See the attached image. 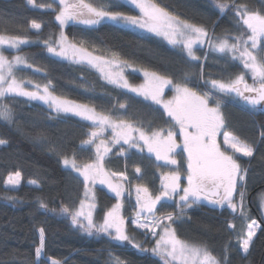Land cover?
I'll list each match as a JSON object with an SVG mask.
<instances>
[{"label": "trees", "instance_id": "trees-1", "mask_svg": "<svg viewBox=\"0 0 264 264\" xmlns=\"http://www.w3.org/2000/svg\"><path fill=\"white\" fill-rule=\"evenodd\" d=\"M34 2L51 7H31L27 0H0V34L29 40L15 50V55L25 56L32 68L17 66L14 69L16 76L40 85L50 80L56 95L87 104L113 118L128 120L145 131L161 127L167 129L172 127L173 122L161 107L109 84L95 68L51 55L43 41L50 37L56 41L63 31L72 43L87 48L95 55L112 57V52H116L132 67L157 71L174 83L185 82L184 75L188 73L189 87L201 93L207 86L210 87L205 81H228L245 72L240 61H232L227 54L199 48L196 53L201 59L193 61L185 52L173 48L161 38L108 21L98 25L70 21L61 29L55 19L60 8L59 0ZM91 2L104 6L119 4L111 10L131 16L140 15L120 0ZM155 2L181 19L203 26L209 35L215 37L232 38L244 30L235 14L236 6L246 5L249 10L264 12V0H220L229 5L223 12L217 7L216 0ZM33 21L41 25L40 30L31 29ZM204 54L207 60H203ZM128 75L135 83L141 81L138 74L129 72ZM169 93L171 90L164 94ZM213 98L221 101V112L226 121L223 131L233 133L254 150L252 157H238L242 169L246 171L237 196L242 190L248 218H257L260 222L249 251L245 255L240 253L239 245L233 240L231 229H228V222L236 215L225 207L197 203L185 208L180 216L177 204L170 202L158 212L180 216L173 223L177 236L191 243L206 245L221 264H264V220L256 203V195L264 191V114L245 106L234 95L221 97L218 93L217 98ZM0 103L8 104L14 114L13 122L0 120V139L7 141L5 145H0V264H50L52 259L59 260L61 264H115L117 257L126 264H162L161 259L151 251L153 240L149 241L133 227L128 229L129 236L141 248L128 241H116L103 233L88 235L72 225L69 216L60 213L63 205L75 210L81 202L84 182L71 169L63 166L62 158L75 155L78 163L92 160V148L82 145L93 130L91 124L57 114L45 104L20 96L9 95ZM120 103H125L126 108L120 109ZM174 131L178 133V126ZM177 140L181 141L179 135ZM121 148L124 149L123 154ZM108 153L103 162L106 172H124L134 179L135 169L139 167L148 188L157 193L160 181L158 170L164 171L165 167L156 163L152 156L126 146L112 147ZM176 156L179 168L183 170L184 162L181 161L186 153L177 150ZM16 171L21 173V184L16 189L4 187L6 178ZM32 180L37 184H29ZM94 192L98 202L95 219L102 221L104 212L115 203L116 198L98 186ZM9 196L16 199L9 200ZM41 200L47 204V209L40 207ZM40 228L45 230V247L41 257L37 258L35 249L39 245Z\"/></svg>", "mask_w": 264, "mask_h": 264}, {"label": "snow or ice", "instance_id": "snow-or-ice-1", "mask_svg": "<svg viewBox=\"0 0 264 264\" xmlns=\"http://www.w3.org/2000/svg\"><path fill=\"white\" fill-rule=\"evenodd\" d=\"M125 2L139 9L140 15L131 16L121 11L111 10L114 7H119V4L104 6L95 5L91 0H59L60 8L55 19L59 22L61 29L70 21L85 25H98L102 21H108L115 25H129L146 29L162 36L169 44L182 47L193 61L201 59L195 54L194 47L207 43L213 51L229 55L232 61L239 60L245 72L236 75L234 79L227 82L216 79L205 81L210 85L212 91L201 93L196 88L189 87L188 73L184 75L185 82L174 83L171 78L157 71L141 69L145 82L134 86L129 83L123 71L124 68L131 67V64L127 60L121 59L116 52H112L111 59H106L102 55H94L87 48L69 42L63 31L60 32L58 40L52 41L50 37L43 41L47 52L53 56L70 59L74 63H86L100 71L109 84L115 85L117 88L128 89L138 96H143L145 100L162 105L165 113L173 122L172 127L145 131L143 127H137L128 120L113 118L110 114L97 112L94 107L87 104L56 95L50 80L44 85L33 84L29 80L27 84L32 85V90H29V87H26V82L16 77L14 69L21 65L32 68V65L22 55H15L9 59L3 50L4 46L10 49H19L22 44L29 43V40L20 36L0 34V101L9 95L26 97L29 100L42 101L57 114L71 113L92 122L94 130L89 133L88 139L82 141V145H95L96 160L78 163L75 155L71 158L67 156L62 158L66 167H71L83 176L86 197L91 193V189L88 187L89 181L93 184L97 181L100 184H107L117 198L121 197L124 192L123 185L113 183L111 177L127 180V176L124 172L109 174L105 171L102 161L110 148L104 140L96 143V140L103 135L106 129H111L113 143L123 141V144L128 145L129 148H137L141 152L146 147L148 153L154 154L157 161L176 165L175 171L162 173L161 190L157 195L153 196L148 187L142 184L136 185L138 210L132 223L137 228L150 231L153 237L159 236L151 251L161 259L162 264H221V261L206 245L180 239L172 224L180 219L185 208L192 207L202 199L221 207L227 205L233 213L237 211L238 205L233 202V194L237 190L238 181L244 179L246 170L241 168L236 154L252 157L254 150L233 133L222 131L226 128V121L221 112V101L217 99L215 106H211L210 100L212 92H219L224 95H234L252 107L264 105V12L249 10L246 5L236 6L235 14L244 30L239 35L233 36L231 42L227 36L216 42L209 37L208 31L203 26L181 19L169 12L167 8L161 7L155 0H125ZM216 2L221 12L229 7L228 4L221 3L220 0H216ZM27 4L32 7H51L50 5H36L34 0H27ZM31 28L40 30L41 25L33 21ZM204 59L207 60V56ZM249 74L252 80L251 84L245 78ZM202 76L203 66H201ZM169 85L174 89L175 95L171 99L164 100L162 98L164 89ZM119 108L125 109L126 104L120 103ZM0 120L13 122L14 114L8 104L0 103ZM177 126L178 133L174 131ZM178 135L181 137L180 142L177 140ZM220 135L223 136L225 147H222L218 142L217 138ZM141 142L143 143L141 144ZM6 143V140L0 139V145ZM178 149L186 153V185L181 184V171L175 158ZM123 153L124 149L121 148V154ZM135 171L140 173L141 169L137 167ZM20 180L21 173L16 171L8 176L5 183L15 186L20 184ZM29 183L35 185L37 181L32 180ZM174 196L179 197L177 207L180 209V216L174 217L172 213H168L157 217V205L173 199ZM7 198L9 200L16 199L11 196ZM243 198L244 193L240 192L241 217L246 215ZM261 206L264 207V202ZM40 207L47 209L48 206L41 200ZM95 207V203H89L88 210L85 211V201L82 200L79 208L75 210L63 205L59 211L61 214L69 216L72 225L78 226L88 235L103 233L116 241L133 243L132 238L126 232L125 219L120 213L123 207L121 203L118 202L108 210L101 223H97L93 218ZM52 211H56V209H52ZM142 214H148L151 219L141 221ZM228 227L231 229L234 228V225L229 223ZM246 227V236L242 234L239 237L240 247L245 254L248 253L255 235L256 222L251 221ZM156 228H160L161 233H157ZM39 237V245L35 249L37 258L41 257L45 247V230L43 228L39 229ZM133 246L141 248L139 244L133 243ZM50 264H61V262L52 259ZM115 264H126V262L117 257Z\"/></svg>", "mask_w": 264, "mask_h": 264}, {"label": "rangeland", "instance_id": "rangeland-1", "mask_svg": "<svg viewBox=\"0 0 264 264\" xmlns=\"http://www.w3.org/2000/svg\"><path fill=\"white\" fill-rule=\"evenodd\" d=\"M120 1H122V2H124V3H126L125 2V0H120ZM126 4H128V3H126ZM129 6H131V7H133L138 13H139V9H136L135 8V6L134 5H130V4H128ZM30 6V5H29ZM32 7V6H31ZM140 14V13H139ZM120 26H122V27H125V28H128V29H131V30H133V31H135V32H138V33H141V34H147V35H153V36H156V37H158V38H161L162 39V41H165L166 43H168V41L166 40V39H164L162 36H158V35H156L155 33H152V32H149V31H147L146 29H140V28H138V27H134V26H129V25H120ZM31 27V26H30ZM65 27V26H64ZM64 27H63V29H64ZM32 29V28H31ZM34 31H38V30H35V29H33ZM209 37L213 40V41H216V42H218V39H220V38H224V37H222V36H216L215 37V35H209ZM58 39H59V37H58ZM230 39V42H231V38H229ZM68 41L69 42H71L69 39H68ZM72 43V42H71ZM169 44V43H168ZM25 45V44H24ZM169 45H171V44H169ZM171 46H173V45H171ZM174 47H176V48H179L180 49V51H182V52H185V54L187 55V53H186V51L184 50V49H182V47H180V46H173V48ZM199 48H203L204 50H209V51H212V52H215V51H213L209 46H208V44L207 43H205V44H203V45H198V46H195L194 47V52H195V54L197 55V53H196V49H199ZM4 54L5 55H7L8 57H9V59H11L13 56H15V50L16 49H10V48H8L7 46H4ZM92 53V52H91ZM218 53V52H217ZM94 54V53H93ZM52 55V54H51ZM95 55V54H94ZM97 56H99V55H97ZM206 56V54H204V57ZM204 57H203V60H205L204 59ZM57 58H59V59H62V60H66V61H70V62H72L70 59H64V58H62V57H57ZM106 59H111L112 57H105ZM239 60H237V62H238ZM74 63V62H73ZM241 63V62H240ZM79 64V63H78ZM86 64V63H85ZM22 66V65H21ZM96 69V68H95ZM97 70V69H96ZM123 71H124V75H125V77L128 79V81H129V83L130 84H132V85H134V86H138V85H140V84H143L144 82H145V78H144V75H143V71H141V69L140 68H137V67H126V68H124L123 69ZM97 72L100 74V76H102V74H101V72L100 71H98L97 70ZM129 72H131V73H135V74H138L140 77H141V81H139L138 83H135V82H133V81H131V79L129 78V75H128V73ZM16 75V74H15ZM250 76V74L249 75H246V80H247V82L249 83V84H251L252 83V80H251V76H250V79L248 78L247 79V77H249ZM18 79H21V78H19L18 76H16ZM102 78H103V76H102ZM104 79V78H103ZM105 80V79H104ZM25 82H26V87H29V90H32V85H28L27 84V80H24ZM105 81H107V80H105ZM225 81V80H224ZM229 81V80H228ZM225 82H227V81H225ZM112 85V84H111ZM115 86V85H114ZM206 90L205 91H212L211 90V88L210 87H206L205 88ZM124 90H127V91H129L128 89H124ZM168 90H171V93H169L168 95H166V94H164L166 91H168ZM204 91V92H205ZM164 93H163V99L164 100H168V99H171L174 95H175V92H174V89L169 85V86H167V87H165V89H164ZM203 93V92H202ZM218 93L219 92H212V99L210 100V105L211 106H215V101H216V99L215 98H213V97H215L216 96V98H217V95H218ZM133 94H135V93H133ZM135 95H137V94H135ZM219 95H221V97H223V95L224 94H222V93H219ZM138 96V95H137ZM228 96H233V95H228ZM17 97V96H16ZM140 97H142V98H144L143 96H140ZM23 98H25V99H27V100H29L28 98H26V97H23ZM30 101H34V102H39V103H42V104H44L42 101H35V100H30ZM147 101H150V102H152L151 100H147ZM79 103V102H78ZM153 103V102H152ZM82 104V103H81ZM46 105V104H45ZM155 105H157V104H155ZM47 106V105H46ZM159 107H161L162 109H163V107H162V105H158ZM48 107V106H47ZM91 107V106H90ZM49 108V107H48ZM49 110H52L53 112H55L53 109H50L49 108ZM164 110V109H163ZM60 115H66V116H70V117H75V118H77V119H82L81 117H78V116H75V115H73V114H71V113H68V114H64V113H61ZM82 121H85V122H88L89 124H91L92 125V122L91 121H87V120H84V119H82ZM135 125V124H134ZM93 129V128H92ZM94 130V129H93ZM92 131V130H91ZM223 131V130H222ZM134 135H137V134H134ZM218 142H220L221 143V146L222 147H225L224 145H223V136L222 135H220V136H218ZM100 140H104L105 141V143H106V145L110 148V151H111V149H112V147H118V146H126V148L127 149H134L136 152H139V153H146L147 155H150V156H152V158L155 160V162L156 163H158L159 165L161 164V166L164 168L165 167V170L164 171H159L158 170V173H159V179H160V181H159V187H158V190H157V193L156 194H154L149 188V192L153 195V196H155V195H157L158 193H159V191L161 190V175H162V173H166V172H171V171H175L176 170V165H170V164H165V162L164 161H157L156 159H155V156H154V154H151V153H148V151H147V148L145 147L144 148V150H143V152H141L139 149H137V148H129L128 147V145H125V144H123V141H121L120 143H113L112 142V131H111V129H106L105 131H104V133H103V135H101L97 140H96V143L98 144V143H100ZM178 142H180V141H178ZM143 142H141V144H142ZM91 148H92V150H93V158H92V160L91 161H89V162H93V161H95L96 160V149H95V145H89ZM179 150V149H178ZM101 151H103V149H101ZM229 151H231L230 149H229ZM108 154L109 153H107L106 155H104V158H103V161H102V163L107 159V157H108ZM236 156H237V158L238 157H241V158H248V157H243L241 154H239V153H237L236 154ZM175 158L177 159V156H175ZM179 159V158H178ZM177 159V161H178V165H179V160ZM181 162H184V167H183V170H180L181 171V176H182V178H181V184L182 185H186V183H187V181H186V172H185V170H186V156H185V159H183ZM239 162V161H238ZM84 163V162H83ZM62 164H63V161H62ZM63 166L64 167H66L64 164H63ZM179 167H180V165H179ZM66 168H69V169H71L72 171H73V173H75L77 176H79L82 180H83V182H84V178H83V176H81L79 173H77L75 170H73L71 167H66ZM242 168V167H241ZM180 169V168H179ZM108 173V172H107ZM112 172H110V174H111ZM12 174H14V173H12ZM126 175V174H125ZM127 176V180H120L118 177H111V179H112V182L113 183H119V184H121V185H123V188H124V192H123V194H122V196L121 197H119V198H117L116 196H115V193H113L109 188H108V186H107V184H100L99 183V181H97L96 183H92L91 181H89L88 182V187L91 189V193H89L88 194V196L86 197L85 196V192H86V188H85V183H84V190H83V195H82V199H81V201L83 200V201H85V211H87L88 209H87V205L89 204V203H95V205H97L96 203H98L97 202V197H96V193L94 192V189H95V187L96 186H98V187H101V188H104L108 193H110L112 196H114V198H116V201H115V203L114 204H112L110 207H109V209L108 210H110L115 204H117L118 202L119 203H121L122 205H123V207H122V209L120 210V213H121V215L124 217V219H125V224H126V232H127V234L129 235V232L128 231H130V230H128L129 228H131V227H133L134 229H136V230H138V231H140V233L141 234H143L145 237H147L148 238V240L149 241H151V240H153V246H152V248L155 246V241H156V239H158L159 238V236H156V237H153V235H152V233L150 232V231H148V230H146V229H141V228H137L133 223H132V220H133V218L135 217V214H136V212H137V210H138V205L136 204V185H138V184H142V185H144V186H146V187H148L147 186V184H146V182L144 181V178L143 177H141V172L140 173H136V171H135V173H134V179H131L128 175H126ZM7 179H8V177L6 178V181H7ZM133 182H132V181ZM244 180V179H243ZM243 180L242 181H238V186H237V189H238V187H239V185H241L242 183H243ZM5 181V182H6ZM20 184H21V180H20ZM19 184V185H20ZM30 184V183H29ZM19 185H15V186H12V185H6V183H5V186L4 187H7V188H13V189H16ZM240 192H243L242 190L240 191ZM93 195H94V200H93ZM237 195V190H236V194L234 193L233 194V202L234 203H236L237 205H238V208H237V211L235 212V213H233L232 212V210L231 209H229L228 207H227V205H225V206H223V208L225 207V208H227L232 214H235L236 215V217H235V219H233V220H230L229 222H228V225H229V223H231V224H233L234 225V228H231V231H232V234H233V240L235 241V243H237L238 245H239V250H240V253L242 254V255H245V253H243V250H242V248L240 247V241H239V237L243 234V235H245L246 236V232H247V224L248 223H251V221H255L256 222V228H255V234H256V232L258 231V227H260V222H259V220L256 218V219H249L248 217H249V214H248V212H247V208L245 207V205H246V201H245V197L243 198V208H244V211H245V217H241V215H240V210H239V205H240V203H241V200H240V194H239V196H236ZM178 199H179V197L178 196H174L173 197V199H170V200H167V201H165V202H162V204H158L157 205V212H156V216L157 217H160V216H164V215H167V214H161V213H159L158 211H159V209L161 208V207H163L164 206V204L165 203H173V202H175L176 204H177V201H178ZM262 202H264V191H261V192H259L257 195H256V203H257V206H258V208H259V210H260V213H261V216L260 217H262V219L264 220V207H262L261 205H262ZM199 203H203V204H208V205H210V206H214V207H221V206H219V205H214V204H211V203H209L207 200H201ZM79 206H80V203H79V205H78V208H79ZM107 210V211H108ZM106 211V212H107ZM106 212H104V215H105V213ZM95 213H96V207H95V209L93 210V218H94V220L97 222V223H101L102 221H103V218H102V221L100 220V219H98V220H96L95 219ZM104 217V216H103ZM140 219H141V221H144L145 219H151V217L148 215V214H142L141 215V217H140ZM101 221V222H100ZM165 223H168L167 221H165ZM172 227L174 228V226H173V224H172ZM228 229H230L229 227H228ZM156 230V232L157 233H161V229L160 228H156L155 229ZM255 236V235H254ZM253 236V237H254ZM179 237V236H178ZM180 238V237H179ZM181 239V238H180ZM183 240V239H182ZM191 243V242H190ZM195 244H200V243H195ZM200 245H203V244H200Z\"/></svg>", "mask_w": 264, "mask_h": 264}, {"label": "water", "instance_id": "water-1", "mask_svg": "<svg viewBox=\"0 0 264 264\" xmlns=\"http://www.w3.org/2000/svg\"><path fill=\"white\" fill-rule=\"evenodd\" d=\"M237 99L239 101H241L245 106L250 107V108L258 109V111H260L261 113L264 114V105H259V106H256V107H252L251 105L246 104L243 100L239 99L238 97H237Z\"/></svg>", "mask_w": 264, "mask_h": 264}, {"label": "flooded vegetation", "instance_id": "flooded-vegetation-1", "mask_svg": "<svg viewBox=\"0 0 264 264\" xmlns=\"http://www.w3.org/2000/svg\"><path fill=\"white\" fill-rule=\"evenodd\" d=\"M235 194H236V192H235ZM237 196V195H236Z\"/></svg>", "mask_w": 264, "mask_h": 264}]
</instances>
